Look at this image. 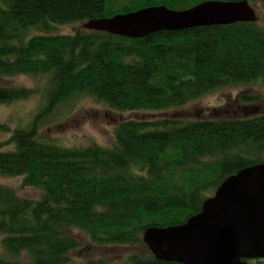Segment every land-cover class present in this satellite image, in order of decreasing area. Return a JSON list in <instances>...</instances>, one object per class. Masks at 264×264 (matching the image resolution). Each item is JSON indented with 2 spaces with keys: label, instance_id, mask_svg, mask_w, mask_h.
<instances>
[{
  "label": "trees",
  "instance_id": "1",
  "mask_svg": "<svg viewBox=\"0 0 264 264\" xmlns=\"http://www.w3.org/2000/svg\"><path fill=\"white\" fill-rule=\"evenodd\" d=\"M209 0H0V77H46L45 103L26 127L0 123V175L22 177L20 196L0 184V264H71L84 234L97 246L137 247L151 226L185 223L230 175L264 162V114L183 120L127 119L115 145L66 147L39 139L43 119L75 96L119 111H166L224 87L264 85V27L258 21L158 31L129 38L84 23L164 5ZM241 1V0H224ZM261 3L264 0H248ZM82 24L72 34H37ZM37 88L0 84V104ZM243 102L257 96L242 94ZM4 146H12L3 150ZM79 264H114L91 259ZM123 264H178L129 254Z\"/></svg>",
  "mask_w": 264,
  "mask_h": 264
},
{
  "label": "water",
  "instance_id": "2",
  "mask_svg": "<svg viewBox=\"0 0 264 264\" xmlns=\"http://www.w3.org/2000/svg\"><path fill=\"white\" fill-rule=\"evenodd\" d=\"M248 0H209L183 10L141 8L84 23L88 30L129 38L158 31L255 22ZM144 244L158 260L178 264H248L264 258V162L228 176L185 223L148 227Z\"/></svg>",
  "mask_w": 264,
  "mask_h": 264
},
{
  "label": "rangeland",
  "instance_id": "3",
  "mask_svg": "<svg viewBox=\"0 0 264 264\" xmlns=\"http://www.w3.org/2000/svg\"><path fill=\"white\" fill-rule=\"evenodd\" d=\"M257 13L258 23L264 27V7L261 3H251ZM82 27V24H64L55 27L52 31L33 29L29 36L37 34H72ZM46 77L32 75H15L0 77V84L37 88V93L31 98L0 104V123L7 124L11 130L16 127H26L33 116L45 103L44 87ZM257 96L256 102H243L240 95ZM264 114V85L261 82L240 84L221 88L204 97L188 103L180 108L166 111H119L109 108L106 104L97 101L91 96H75L60 103L56 109L43 119L39 128V139L53 142L66 147H82L90 144H99L105 147L115 145V127L127 119L158 120L163 118L197 120L220 119L234 117H249ZM11 133L0 135V142H5ZM12 146H4L3 150ZM22 177L0 175V184L11 187L20 196L30 199H39L41 191L34 187H22ZM212 195V194H211ZM80 247L71 253V264H79L91 259H105L114 264H123L131 253L140 255L151 254L148 247L97 246L88 241L84 234H77ZM0 257H6L1 245ZM264 264V261L255 262Z\"/></svg>",
  "mask_w": 264,
  "mask_h": 264
},
{
  "label": "flooded vegetation",
  "instance_id": "4",
  "mask_svg": "<svg viewBox=\"0 0 264 264\" xmlns=\"http://www.w3.org/2000/svg\"><path fill=\"white\" fill-rule=\"evenodd\" d=\"M245 261H247L248 264H255V262H261L264 261V258H254V259H244Z\"/></svg>",
  "mask_w": 264,
  "mask_h": 264
}]
</instances>
